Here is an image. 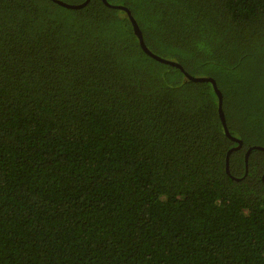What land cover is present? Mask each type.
I'll return each instance as SVG.
<instances>
[{
	"label": "trees",
	"instance_id": "1",
	"mask_svg": "<svg viewBox=\"0 0 264 264\" xmlns=\"http://www.w3.org/2000/svg\"><path fill=\"white\" fill-rule=\"evenodd\" d=\"M108 2L242 145L123 9L0 0V264H264V0Z\"/></svg>",
	"mask_w": 264,
	"mask_h": 264
},
{
	"label": "water",
	"instance_id": "2",
	"mask_svg": "<svg viewBox=\"0 0 264 264\" xmlns=\"http://www.w3.org/2000/svg\"><path fill=\"white\" fill-rule=\"evenodd\" d=\"M55 2H57L58 4L62 5V6H65V7H68V8H80V7H83L84 5H86L89 0H85L81 3H69V2H66L64 0H53ZM104 3L107 5V6H110V7H113V8H120V9H123L124 11H126L132 25H133V29H134V32L136 33V35L138 36V39H139V43L142 47V49L147 53L149 54L150 56L154 57L155 59L161 61V62H164V63H167V64H171V65H174V66H177L179 67L182 71H184V73L186 74V77L188 79H191V80H194V81H210L218 95V98H219V114H220V117H221V120L223 122V125H224V129H225V132L227 133L228 136H230L233 140L237 141L238 142V145L236 147H234L233 149H236V148H239L241 145H242V141L240 139H237L233 136H231L230 132H229V129H228V125H227V121H226V117H225V113H224V110H223V95H222V92L221 90L219 89V87L217 86V82L216 80L213 78V77H209V76H194L190 73H188L187 71H185L184 67L177 61H174V60H171V59H168V58H165V57H162L154 52H152L148 46L146 45L145 43V40H144V37H143V33L141 31V28L139 26V24L137 23V20L135 19V17L132 15L131 13V10L125 6V5H121V4H112L110 2H108V0H103ZM253 148H257V149H262L264 150V147L263 146H253V147H250L247 152H246V162H248V157H249V154H250V151L253 149ZM233 149H230L227 153V161H226V170L228 173H230V169H229V155L231 153V151ZM234 177V176H232ZM262 179L264 181V174L262 176Z\"/></svg>",
	"mask_w": 264,
	"mask_h": 264
}]
</instances>
